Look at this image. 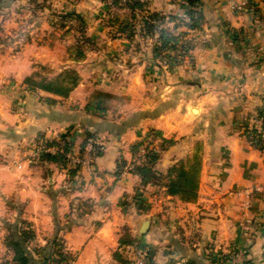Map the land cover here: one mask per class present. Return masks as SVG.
I'll use <instances>...</instances> for the list:
<instances>
[{
  "label": "crops",
  "instance_id": "crops-1",
  "mask_svg": "<svg viewBox=\"0 0 264 264\" xmlns=\"http://www.w3.org/2000/svg\"><path fill=\"white\" fill-rule=\"evenodd\" d=\"M145 1L151 10L162 13L175 4L173 0ZM240 2L198 0L202 21L187 32L194 45L179 63H154L148 51L138 48L127 62L99 69L96 78L94 74L87 80L78 70L77 85L66 97L53 96L57 101L46 104L45 113L41 106L33 108L36 103L22 113L0 106V195L11 194L4 182L12 183V177L19 176L13 172V163L23 166L30 161L23 159L25 143L45 128L56 127L58 132L78 125L103 140L101 153L90 158L92 172L84 174L83 189L72 194L88 202L84 216L65 234L68 245L78 247L72 264H114L107 250H114L120 225L153 250L155 264H173L177 258L187 264H210L209 252L213 264H229L236 252L241 255L239 264H264V150L253 148L239 129L244 122L258 126L255 111L264 102V2L253 0V7L236 9ZM109 69L123 74H109ZM196 76L200 79L192 80ZM94 79L100 83L93 84ZM164 79L170 92L156 95L135 90ZM120 81L123 85L117 90ZM104 83L108 87H102ZM91 84L100 88L88 89ZM148 130L173 140L159 153L154 164L158 171L200 141L194 201L167 195L162 185L153 182L141 184L126 169L131 157L128 146ZM117 162L125 164L119 173ZM138 184L135 195L142 208L136 210L130 201L122 205L124 195H134ZM22 190L14 189V193L22 194ZM35 195V189L29 191L32 199ZM246 196L251 198L249 209L243 207ZM31 203L30 199L28 206ZM144 221L147 226L140 233ZM216 252L222 257H215Z\"/></svg>",
  "mask_w": 264,
  "mask_h": 264
},
{
  "label": "rangeland",
  "instance_id": "rangeland-1",
  "mask_svg": "<svg viewBox=\"0 0 264 264\" xmlns=\"http://www.w3.org/2000/svg\"><path fill=\"white\" fill-rule=\"evenodd\" d=\"M173 1L175 4L172 8L165 9L163 13L168 14L167 12L170 11L172 13L169 14L181 16L184 12L183 8L178 1ZM145 2L147 10L153 11L148 2ZM71 12L80 14L83 22L78 21ZM136 19L133 21L134 32H131L128 26L129 14L123 0H0V90H3L0 92V106H5L10 113H22L29 104L32 107L36 103L33 108L39 110L37 108L41 106L42 113H45L46 104L57 101L53 95L32 90L22 83L23 77L34 68L46 77H52L62 69H73L79 76L78 70H80L85 73L84 78L90 80L94 76L96 78L99 69L103 70L104 67L117 62H127L130 54L133 55V51L138 48L148 51L154 63L165 64L169 57L155 58L152 55L151 48L155 43L156 34L150 37L140 36ZM160 25L173 36L186 31L181 25H177L174 29L172 23L166 19L160 21ZM186 55L177 63L185 60ZM38 64L43 65L44 68L39 69ZM109 70V74H123L121 70L117 72L115 69ZM195 79L198 81L200 77L196 76L192 80ZM92 82L100 83L98 79ZM122 85L123 82L120 81L115 87L120 90ZM103 86L108 87V84H102ZM86 87L100 88V85L91 84ZM135 90L146 94L155 92L156 95H160L170 92L171 89L164 79L154 85L144 83ZM29 94L31 98L28 102ZM47 98H52L53 101L49 102ZM145 134L132 143L140 142L136 148L131 149L132 144L128 146L131 153L126 168L128 171L134 164L140 162L137 160L139 158L136 153L141 147L145 151ZM83 137L84 129L78 125L59 129L58 132L56 127H47L42 133H36L26 141L24 146L26 153L23 159L30 161H25L23 166L18 165L17 162L13 163L16 164L13 172L19 176H13L12 183L4 182L9 185L11 194L0 195L3 209L0 210V264H13L12 253L4 244V236L9 226L19 224V221H24L25 223L21 226L30 228L34 234L24 244V250L30 259L28 264H64L66 261L68 264L73 263L78 247L69 246L65 234L76 225L79 217L84 216L88 209V202L72 194L78 189H83L86 181L82 178L84 174H91V162L83 167H74L68 163L66 157H63L64 159L46 158L47 152H44L41 146H62L67 141L71 144L72 150H68L70 153L76 154L81 159L92 158L93 153L85 144L86 149L83 147L78 150ZM94 139L96 144L103 141L98 136H94ZM199 142V140L195 141L192 149L180 159L184 161L188 158L195 147L200 149ZM171 144L158 145L157 142L156 146L160 153ZM99 146L104 148L102 143ZM171 164L162 171L155 169L160 174L157 177V183L165 182V173ZM13 187L15 191H19L20 188L25 191L22 190V194L14 193ZM32 189L36 191L33 199L32 196H28ZM139 189L140 184L135 186L134 194H137ZM45 193L50 196L47 197ZM131 196L135 197L133 193ZM30 199L32 203L28 206ZM130 202L133 200L131 199ZM121 203L123 205L125 201ZM115 233L114 250H107V252L114 259V264H122L118 261L122 259L117 248L132 237L125 225L118 226Z\"/></svg>",
  "mask_w": 264,
  "mask_h": 264
},
{
  "label": "trees",
  "instance_id": "trees-1",
  "mask_svg": "<svg viewBox=\"0 0 264 264\" xmlns=\"http://www.w3.org/2000/svg\"><path fill=\"white\" fill-rule=\"evenodd\" d=\"M177 1L180 3L184 11L181 16L169 13L164 14L160 11L154 10L149 11L147 10L146 2L142 0H123L124 5L128 10L130 18V23H128V26H130L131 32H134L133 21L137 18L136 22H138L139 24L138 34L140 36L150 37L156 34L155 43L152 45L151 48L153 57L162 58L163 56H167L169 58L168 60H166L165 63L171 65L176 64L185 54H187L192 49L194 44L191 38H185L187 37L185 36L186 31L197 29L202 21V14L198 8V0ZM262 2H264V0H262ZM253 6V0H247V3L244 7L251 8ZM71 15L74 16L78 21L83 22V18L80 14L71 12ZM164 19H166L168 22H171L172 27H174V29H176L177 25H181L186 29V31L184 30V32H181L180 34L177 33L176 36H173V34L167 32V30L162 28V26L160 25V21ZM230 33L231 36L234 37L232 39H235V31L232 30ZM37 66L39 69L44 68V66L40 64H38ZM78 81L79 76L73 69H62L58 73L54 74L52 77H46L44 75H41L38 69L34 68L29 74L25 75L22 79V83L32 90H40L50 95L61 98L66 97L68 93L76 86ZM46 100L49 102L53 101L52 98H47ZM255 115L258 121L260 118L264 117V102L260 107L256 109ZM239 127L245 140L253 148L259 151L264 150V136H262L261 131H259L258 129V126H254L253 124L248 126L244 122L241 123ZM147 134H153L154 136H158V145L160 143L171 144L173 142L172 139H165L161 137L160 134L154 130H148L145 136ZM94 136V133L84 130V137L82 138L78 146V150L84 147V144L86 143L88 138H91L93 141L92 147L94 148L93 156L99 155L101 153V150L98 149L99 146L96 144ZM139 143V141L135 142L131 145L130 148H136ZM70 146L71 144L66 141L62 144V150L64 152L67 150H72ZM158 153V150H153V146L151 148L148 146V144H146L144 151V160L134 164L133 168L130 171L132 173H135L139 177L141 184L153 182L158 185H162L167 195L176 196L179 200L183 202L194 201L197 196L199 182L200 149L195 147L193 153L188 156V158H186L184 161L182 159H178L174 163H172L165 173V182H163V184L157 183V177H159L160 174L156 172L154 168V164L156 163L159 157ZM45 156L46 158L50 157L51 159L53 157H65L63 153H46ZM123 163L117 162L116 173H119L121 171ZM132 200L134 208L136 210H140L142 208L141 201L138 200L136 195L135 197H132ZM24 223V221H19V224L9 226V230L4 236V244L12 253L13 264H28L30 260L24 250V244L28 240H30L34 234L33 231L30 230V228H24L21 226ZM125 243L135 244L138 247L145 248L146 255L144 264H155L153 260V250L151 248L141 245L134 238L128 239V241H125ZM210 255V252L207 253V259L209 260L210 264H213ZM119 256L122 259H119V262H121L122 264H128L127 260H125L120 253ZM219 257H222V255H220ZM64 264H68V262L66 261Z\"/></svg>",
  "mask_w": 264,
  "mask_h": 264
},
{
  "label": "built area",
  "instance_id": "built-area-1",
  "mask_svg": "<svg viewBox=\"0 0 264 264\" xmlns=\"http://www.w3.org/2000/svg\"><path fill=\"white\" fill-rule=\"evenodd\" d=\"M247 3V0H241V2L239 4H237V6L235 7L236 9H241L245 6V4ZM259 124H258V129L259 131H261L262 136H264V117L259 119ZM159 141L158 136H154L153 134H147L145 136V141H144V145L148 144L149 147L152 148L153 146V150H158L157 146H155V144ZM92 139L88 138L85 145L88 146L89 150L92 151V153L94 152V148L92 147ZM98 146L100 144H97ZM41 149L44 152L50 153V154H55V153H63V155L68 159V163L72 166H82L83 165H87L90 163V157L89 159H81L79 158L76 154L74 153H70V151H63L62 150V146L59 145H43L41 146ZM99 150H102V146H99L98 148ZM136 156L139 158L137 159L138 161H142L144 160V151L143 148L141 147L137 153ZM131 195H124L123 200L125 202H129L131 201ZM251 206V198L249 196H246V198L243 201V207L245 209H249V207ZM117 250L119 251V253L122 255V257L127 260L128 264H144V260H145V255H146V250L145 248L142 247H138L135 244H120L117 248ZM214 256L219 258L220 254H218V252L214 253ZM262 256L264 259V244L262 245ZM241 255L239 252H236L234 254H232L228 260L229 264H239L241 263V259H240ZM173 264H187L186 261L184 259L181 258H177L175 259Z\"/></svg>",
  "mask_w": 264,
  "mask_h": 264
},
{
  "label": "water",
  "instance_id": "water-1",
  "mask_svg": "<svg viewBox=\"0 0 264 264\" xmlns=\"http://www.w3.org/2000/svg\"><path fill=\"white\" fill-rule=\"evenodd\" d=\"M146 226H147V221L142 222V224L140 226V233H143L144 232Z\"/></svg>",
  "mask_w": 264,
  "mask_h": 264
}]
</instances>
